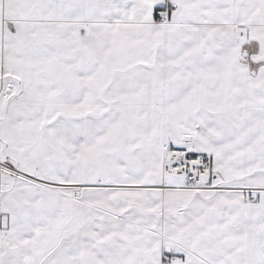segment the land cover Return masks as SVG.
<instances>
[{"label":"snow or ice","instance_id":"snow-or-ice-1","mask_svg":"<svg viewBox=\"0 0 264 264\" xmlns=\"http://www.w3.org/2000/svg\"><path fill=\"white\" fill-rule=\"evenodd\" d=\"M0 264H264V0H0Z\"/></svg>","mask_w":264,"mask_h":264}]
</instances>
